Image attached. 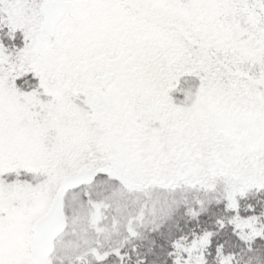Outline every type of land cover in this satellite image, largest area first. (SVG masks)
I'll return each instance as SVG.
<instances>
[{"label":"snow or ice","instance_id":"snow-or-ice-1","mask_svg":"<svg viewBox=\"0 0 264 264\" xmlns=\"http://www.w3.org/2000/svg\"><path fill=\"white\" fill-rule=\"evenodd\" d=\"M0 264H264V0H0Z\"/></svg>","mask_w":264,"mask_h":264}]
</instances>
